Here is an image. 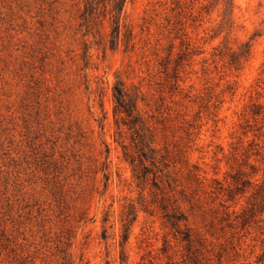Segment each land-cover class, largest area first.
Instances as JSON below:
<instances>
[{
  "label": "rangeland",
  "instance_id": "374dc122",
  "mask_svg": "<svg viewBox=\"0 0 264 264\" xmlns=\"http://www.w3.org/2000/svg\"><path fill=\"white\" fill-rule=\"evenodd\" d=\"M113 5L0 0V264H264V208L250 215L253 190L231 178L264 100V0H125L121 27ZM250 40L236 69L225 55ZM116 84L176 160L148 161L142 184ZM162 191L169 212L182 204L178 228Z\"/></svg>",
  "mask_w": 264,
  "mask_h": 264
},
{
  "label": "trees",
  "instance_id": "16d2710c",
  "mask_svg": "<svg viewBox=\"0 0 264 264\" xmlns=\"http://www.w3.org/2000/svg\"><path fill=\"white\" fill-rule=\"evenodd\" d=\"M113 1V11L114 13V27H121L120 18H118L117 13L123 10V5L125 0H85L87 7H93V4L99 2ZM233 4V0H226V4ZM253 43L246 41L239 46L238 50H231L226 53L225 56L228 58V63L235 67L236 69H241L245 61L249 60L252 55ZM113 95L116 101L115 115H120V119H116L118 127L121 128V122L128 126L132 130V143L131 147L123 142L124 154L126 159L134 166L136 171L135 176L139 180V184H142L145 179H148V172H150V166L148 161L152 165H156L157 161L162 162L166 166H171L172 163L176 164L174 157L170 155L168 149L164 153L157 154L154 147L151 146L147 139V134L142 132V127H138L137 124H141L143 121L135 113L137 110V100L128 91V89L123 84H116L114 86ZM264 98V95H262ZM151 129V126H149ZM120 130V135L121 134ZM235 156L234 159L239 161L240 168L237 173L231 175L232 182L239 192H246L248 188L253 190L252 199L250 202L249 214H253L259 208H264V100L252 101L248 106L246 112V120L242 125V134L238 144L235 146ZM158 166V165H156ZM262 171L263 175L261 178L257 177L259 172ZM156 174V173H155ZM157 185L160 183L156 180ZM233 189L229 190V197L235 198L233 196ZM160 208L164 210V217L169 222L172 228H178V221L182 220V204L178 202L176 206L173 207L174 212H169V205L166 200H170V191H162V196L160 197ZM226 209L230 206L222 203ZM109 215L105 217L104 220H108ZM137 215H134L133 220H135ZM187 225H189V218H184ZM123 221V237L125 241L129 239L130 234V221L128 216L122 219ZM192 234L186 235L188 241H192ZM107 237L106 230L104 232V238Z\"/></svg>",
  "mask_w": 264,
  "mask_h": 264
}]
</instances>
